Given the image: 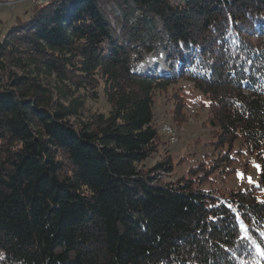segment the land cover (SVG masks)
<instances>
[{
    "label": "trees",
    "instance_id": "trees-1",
    "mask_svg": "<svg viewBox=\"0 0 264 264\" xmlns=\"http://www.w3.org/2000/svg\"><path fill=\"white\" fill-rule=\"evenodd\" d=\"M155 16L166 70L149 75ZM182 80L208 100L213 151L164 181L169 157L144 165L154 99ZM101 97L108 113L86 114ZM244 155L255 183L201 187ZM0 264H264V0H48L16 17L0 38Z\"/></svg>",
    "mask_w": 264,
    "mask_h": 264
},
{
    "label": "rangeland",
    "instance_id": "rangeland-1",
    "mask_svg": "<svg viewBox=\"0 0 264 264\" xmlns=\"http://www.w3.org/2000/svg\"><path fill=\"white\" fill-rule=\"evenodd\" d=\"M31 7V3L16 4L12 7L0 6V38L15 22L16 17L26 20ZM153 20L154 29L151 33H155L154 49L143 62L153 58L160 61L156 71H164L166 70V60L162 43L166 34L160 19L155 16ZM137 68L144 69V66L141 68L138 64ZM153 108V123L159 137L155 154L149 157L144 165L150 167L155 162L169 157L172 166L171 172L162 176L164 181H175L187 176L188 169L193 164L207 159V155L213 151L210 144L213 129L207 123L208 100L192 84L182 80L161 92L157 91ZM85 109L86 114L93 112L106 114L109 105L101 97L97 101L87 100ZM169 129L171 130L170 134H168ZM234 165L233 172H214L211 175L212 180L204 182L201 187L205 190L218 189L227 192L230 189L244 188L257 181L259 167H257L258 164L253 156L238 157ZM238 173H242L243 178L238 176ZM249 178H251V182Z\"/></svg>",
    "mask_w": 264,
    "mask_h": 264
},
{
    "label": "bare ground",
    "instance_id": "bare-ground-1",
    "mask_svg": "<svg viewBox=\"0 0 264 264\" xmlns=\"http://www.w3.org/2000/svg\"><path fill=\"white\" fill-rule=\"evenodd\" d=\"M45 1L46 0H44L43 2H45ZM42 3H40V4H42ZM159 64H160V61H157L153 58H150L147 62L142 63V66H144L143 70H145V72L147 74L153 75V73H155L154 71H156L159 68ZM142 66L140 65L141 68H142ZM170 133H171V130L169 129L168 134H170Z\"/></svg>",
    "mask_w": 264,
    "mask_h": 264
},
{
    "label": "built area",
    "instance_id": "built-area-1",
    "mask_svg": "<svg viewBox=\"0 0 264 264\" xmlns=\"http://www.w3.org/2000/svg\"><path fill=\"white\" fill-rule=\"evenodd\" d=\"M44 0H0V6H7V7H12L16 4H23V3H37L40 4Z\"/></svg>",
    "mask_w": 264,
    "mask_h": 264
},
{
    "label": "snow or ice",
    "instance_id": "snow-or-ice-1",
    "mask_svg": "<svg viewBox=\"0 0 264 264\" xmlns=\"http://www.w3.org/2000/svg\"><path fill=\"white\" fill-rule=\"evenodd\" d=\"M259 167V166H257ZM238 176H240L241 178H243V174L242 173H238ZM249 181L251 182V178H249Z\"/></svg>",
    "mask_w": 264,
    "mask_h": 264
},
{
    "label": "water",
    "instance_id": "water-1",
    "mask_svg": "<svg viewBox=\"0 0 264 264\" xmlns=\"http://www.w3.org/2000/svg\"><path fill=\"white\" fill-rule=\"evenodd\" d=\"M37 5H40V4L33 3V4H32V7H33V6H37ZM142 63H144V62L139 63V65H142Z\"/></svg>",
    "mask_w": 264,
    "mask_h": 264
}]
</instances>
